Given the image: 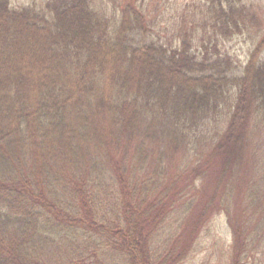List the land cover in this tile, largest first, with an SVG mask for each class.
<instances>
[{"label": "trees", "instance_id": "16d2710c", "mask_svg": "<svg viewBox=\"0 0 264 264\" xmlns=\"http://www.w3.org/2000/svg\"><path fill=\"white\" fill-rule=\"evenodd\" d=\"M249 3L186 1L136 45L145 0H0V264H179L223 214L229 264L264 262V25L240 75L219 48L255 27ZM252 154L249 193L226 180Z\"/></svg>", "mask_w": 264, "mask_h": 264}, {"label": "rangeland", "instance_id": "374dc122", "mask_svg": "<svg viewBox=\"0 0 264 264\" xmlns=\"http://www.w3.org/2000/svg\"><path fill=\"white\" fill-rule=\"evenodd\" d=\"M42 1L43 0H11L12 4L15 6L28 5L32 3L39 4ZM102 1L108 8L110 15L111 12L115 11L114 7L117 6L122 0ZM186 1L190 0H145L146 9L140 10L143 12L145 17H147L149 32L133 34L134 44L143 45L151 41L155 42L159 38L163 40L165 37L170 36L172 32H175L174 27H172L171 20L176 15H178V17H181L182 15H189L188 11L184 13L183 9H181L183 3H185ZM247 1H251L252 3L249 4L253 5V7L257 11L258 17H256L255 21H252L255 27L250 31L245 32L244 35H235L233 40H225L222 44L219 45L220 49L225 47V49L234 59V67L232 68L231 73V75L233 76H238L241 74L246 54L257 42L258 36H255L257 35L256 30L264 25V0ZM259 59L264 61V49ZM253 133L255 136L256 132L253 131ZM262 139L263 137H258L254 142L257 143L258 140L262 141ZM183 156L184 155L182 154L180 149L179 152L176 151V153L172 155L170 161L173 166L169 172L170 176H174L172 174V170L177 166L178 159L182 158ZM250 158H247L248 162L244 165L239 175L236 174V172H233L232 175L226 180L228 181L229 185L239 183L240 180L246 181L242 187L248 186L249 193L252 191L257 192L258 185L261 182L259 169H255L256 166L250 169V162L255 161L256 157H254V155L252 154L250 155ZM183 161L184 160H182V162ZM149 170L150 168L144 167L141 173H148ZM209 176L213 177L212 175ZM165 179L170 180L169 176H165ZM240 193L241 188L239 192L234 196V200L237 201L238 205L244 203L246 205L251 201L249 196H246L245 199H240ZM256 214H259L258 210L255 213H252V215L254 216H256ZM205 227L200 233L198 241L199 248H196V252H193V256L189 257L187 260L184 259L179 264H229L230 250H226V248L228 245H230L232 239L225 214H223L222 216H215L210 222L205 225ZM240 239H244V249H247L249 243L254 241L252 240V235L249 232L248 228L244 229L243 227L240 228ZM258 257L259 256H253V258L249 257L250 259L246 264H264V262L261 261Z\"/></svg>", "mask_w": 264, "mask_h": 264}]
</instances>
